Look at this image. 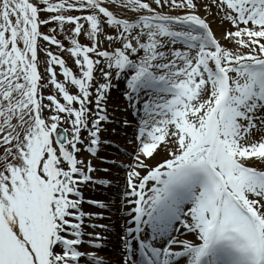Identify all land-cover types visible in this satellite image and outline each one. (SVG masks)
I'll return each instance as SVG.
<instances>
[{
    "label": "snow or ice",
    "instance_id": "1",
    "mask_svg": "<svg viewBox=\"0 0 264 264\" xmlns=\"http://www.w3.org/2000/svg\"><path fill=\"white\" fill-rule=\"evenodd\" d=\"M0 264H264V0H0Z\"/></svg>",
    "mask_w": 264,
    "mask_h": 264
},
{
    "label": "bare ground",
    "instance_id": "2",
    "mask_svg": "<svg viewBox=\"0 0 264 264\" xmlns=\"http://www.w3.org/2000/svg\"><path fill=\"white\" fill-rule=\"evenodd\" d=\"M211 20V19H210ZM213 21L216 23V24H212L211 27L213 28L215 34L219 37L221 31L223 30L222 28L220 29L218 26H219V20H217L216 18H213ZM123 88V85H121L120 88H114L112 91L114 93H117V92H121ZM124 102V101H123ZM108 195L107 192H104V191H98L96 188H94V191L93 193L87 197V199H96V198H101L103 199L104 197H106ZM88 207H85V210L88 211ZM95 210V209H94ZM115 217H113L114 219ZM102 223H111L110 220H104L102 221ZM191 238V237H189ZM109 240H110V243L107 244V248H106V251L108 254H112L113 252H118L119 250L117 248L118 247V237L113 235V236H110L109 237Z\"/></svg>",
    "mask_w": 264,
    "mask_h": 264
},
{
    "label": "rangeland",
    "instance_id": "3",
    "mask_svg": "<svg viewBox=\"0 0 264 264\" xmlns=\"http://www.w3.org/2000/svg\"><path fill=\"white\" fill-rule=\"evenodd\" d=\"M201 15H208L207 12H205L203 9H201ZM209 19H211V25L213 24H216L214 21H213V17L209 16ZM218 20V18H216ZM220 29H221V26L219 24L218 26ZM44 31H47V29H43ZM61 39H63V37H60ZM82 42L86 43L87 41L86 40H82ZM53 51H55V48L53 47ZM43 58V57H41ZM64 58L65 60L67 61L68 63V66L69 67H72L73 69H75V66H74V62H73V59L67 54V53H64ZM47 94V93H46Z\"/></svg>",
    "mask_w": 264,
    "mask_h": 264
}]
</instances>
